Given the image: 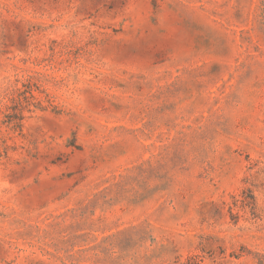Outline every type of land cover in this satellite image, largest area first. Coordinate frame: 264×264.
<instances>
[{
	"label": "rangeland",
	"instance_id": "obj_1",
	"mask_svg": "<svg viewBox=\"0 0 264 264\" xmlns=\"http://www.w3.org/2000/svg\"><path fill=\"white\" fill-rule=\"evenodd\" d=\"M0 264H264V0H0Z\"/></svg>",
	"mask_w": 264,
	"mask_h": 264
}]
</instances>
